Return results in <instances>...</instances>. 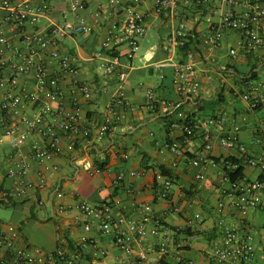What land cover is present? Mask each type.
I'll use <instances>...</instances> for the list:
<instances>
[{
    "label": "crops",
    "instance_id": "1",
    "mask_svg": "<svg viewBox=\"0 0 264 264\" xmlns=\"http://www.w3.org/2000/svg\"><path fill=\"white\" fill-rule=\"evenodd\" d=\"M48 2L51 8L40 26L50 20H59L62 10L68 7V0ZM86 7L83 14L89 30L59 42V50L72 56L78 73L74 76L61 73L56 62L49 63L47 54L39 57L47 70L45 93L62 85L66 89V107L70 105L75 77L88 81L94 88L90 99L79 91L74 94L79 102V133L75 137V147H67L70 137L58 128L49 135L33 130L26 142L15 150L8 143L0 145V199L6 201L0 205L24 203L30 208L29 213H23L18 221L0 219V223L18 226L19 244L35 245L48 252L54 251L61 242L69 247L66 239H70L75 246L73 250L79 253V264H143L137 256L140 247L153 248L149 259H161L164 264H212L205 251L220 234L218 221L222 219L237 228L240 234L252 235L254 261L263 264L264 207L241 217L228 205L229 199L222 196L221 191L227 186L224 166L220 162L189 163L202 148L201 129L196 130L188 142H182L180 155L163 149L167 139L184 138V124L176 110L165 117L162 107L151 109L147 105L146 91L152 89L156 98L168 101L173 108L178 106L179 111L195 119H204L211 112L223 109L230 121L240 126L239 139L248 150L264 154V107L251 110L236 94L244 89L246 79L254 88V94L264 93V56L255 53L231 59L228 49L236 43L238 36L232 31H224L218 48L208 52L205 46L200 52L202 58L197 56L201 86L198 95L185 98L174 90L173 67L164 63L167 53L163 42L176 24L154 14L153 0H143L137 10L143 15L146 33L138 52L128 60L127 47L121 46L118 50L122 62L119 67L127 72L123 98L128 105L135 106V109L122 112L123 107L114 103L120 81L116 73L108 72L104 67L110 54L104 46L105 34L114 16L106 10L108 0H88ZM204 15L199 13L189 18V28L205 31ZM68 19L72 20L73 16L69 14ZM8 35L13 37L14 44H22L18 33ZM144 43L146 47L141 50ZM34 71L20 77L19 88L38 91L40 81ZM55 77L60 78L58 83L54 82ZM9 91V88L0 87V105ZM11 92H18V88ZM218 97L220 102L213 103ZM204 99L211 102L209 112L200 109ZM40 105V101L34 100L27 108L36 112ZM1 118L8 123L18 120L15 113L0 108V133L3 129ZM59 121L57 113L46 115L43 126ZM105 123L109 124V130L99 138V129ZM84 130L87 136L83 134ZM52 136L59 138L60 151L49 159L35 156V151L44 149ZM214 139L208 155L217 159L226 155L241 158L238 152L221 148ZM21 159L29 166L28 174L22 178L10 176L8 168ZM103 162L104 166H101ZM160 165L170 169L173 175L163 174ZM198 173L204 177L197 179ZM244 173L256 178L258 169L244 166ZM167 177L173 184L168 195L162 197L159 187ZM22 180L33 181L37 188L21 199L4 195V191ZM41 182L43 186L39 187ZM38 199H43L44 204L39 206ZM105 199L111 201L114 224L133 245L129 251L119 249L97 223L85 226L89 217L78 204L85 200L97 205ZM221 200L226 204L219 210L217 205Z\"/></svg>",
    "mask_w": 264,
    "mask_h": 264
},
{
    "label": "built area",
    "instance_id": "2",
    "mask_svg": "<svg viewBox=\"0 0 264 264\" xmlns=\"http://www.w3.org/2000/svg\"><path fill=\"white\" fill-rule=\"evenodd\" d=\"M142 1L108 0L106 9L114 18L105 34L104 46L110 54L104 67L108 72L116 73L118 76L120 85L116 91L114 103L123 107L122 112L128 108L135 109V106L128 105L123 98L127 72L119 67L122 62L118 50L121 46H126L125 54L128 60L138 52L146 33L143 15L137 10V6ZM87 2L88 0H68V7L62 10L59 20H50L40 26L42 18L51 8L48 0H0V87L10 89L0 108L18 116V120L10 123L1 118L3 129L0 133V145L8 143L15 150L26 142L33 130L49 135L58 128L70 137L67 147L74 149L75 137L79 133V102L74 94L79 91L83 97L90 99L94 88L88 81L75 77L72 80L70 105L66 107L64 103L66 89L62 85L45 93L44 78L47 70L39 57L47 54L49 63L56 62L61 73H70L73 76L78 73V67L72 56L63 54L59 50V42L61 39L89 30L83 14L87 8ZM223 6L225 8H222ZM153 11L160 19L171 21L172 25L176 24L172 26L170 34L165 36L166 39L163 42V48L167 53L164 63L173 67L174 90L185 98L198 95L201 86L197 56L202 58L200 52L205 46L208 52L218 48L224 38V31H232L238 36L236 43L228 49L231 59L235 60L239 56L247 57L255 53L264 56V0H153ZM199 13L201 16L205 14L204 19L207 23V29L203 32L193 31L188 26L189 18ZM69 14L73 16L72 20L68 19ZM10 32L18 33L22 44H14L13 37L8 35ZM191 39L194 45L189 46ZM184 47L183 54L180 48ZM32 71L40 81L37 92L28 91L25 87L19 88L20 77ZM59 79L55 77L54 82ZM244 84L242 91H236L239 98L246 102L251 110L264 107V93L254 94V88H251L248 79ZM16 88L18 92L12 93L11 90ZM146 95L147 105L153 110L162 107L164 114H169L178 109V106L173 108L168 101L156 98L152 89H147ZM34 100L41 103L36 112L27 108V104ZM53 113L60 116V121L47 127L43 126L44 117ZM177 114L184 121L185 136L171 143L165 141L162 148L180 155L182 142H188L195 134L194 132L201 129L202 148L197 151L194 158L189 159V163L199 165L202 162L211 164L220 162L224 166L227 186L222 189V196L229 199L228 205L241 217L247 216L253 209L264 207V154L249 151L240 141V126L230 121L223 109L204 119L189 118V114L179 110ZM108 130L109 124H102L98 137L101 138ZM262 131L264 132V121ZM83 134L87 136L88 133L84 130ZM214 138L221 148L236 151L241 158L232 160L231 155H226L217 159L208 155V151L214 146ZM256 142H260V139H256ZM59 149V138L52 136L44 149L35 151V156H44L49 159L58 153ZM241 166L258 169V176L250 178L245 173H238L237 170ZM28 172L29 166L23 159L15 160L14 164L8 168L10 176L22 178ZM231 173L238 174L232 178ZM196 177L202 179L204 175L198 173ZM172 184L170 177L160 184L159 190L162 197L168 195ZM41 186H43L42 182L39 187ZM35 188L37 186L31 180L17 181L13 187L4 191V195L21 199ZM38 204L43 205V199H38ZM225 204L224 200L219 201L218 209L222 210ZM78 205L89 217L85 223L86 227L97 223L102 232L109 235L119 249L129 251L133 248L121 229L114 224L110 199L102 200L97 205H91L83 200ZM218 224L220 234L205 251L210 262L212 264H258L254 261L252 235L240 234L237 228L225 223L222 219L218 221ZM19 235L17 225L0 223V264H79L78 251L69 249L64 242H61L54 251L48 252L35 245L19 244ZM152 250L153 248L140 247L137 249V256L143 264H164L161 259H149L148 255Z\"/></svg>",
    "mask_w": 264,
    "mask_h": 264
},
{
    "label": "trees",
    "instance_id": "3",
    "mask_svg": "<svg viewBox=\"0 0 264 264\" xmlns=\"http://www.w3.org/2000/svg\"><path fill=\"white\" fill-rule=\"evenodd\" d=\"M190 42H191V43H189V46L194 45V43L192 44V42H193L192 39H191ZM189 46H188V47H189ZM184 49H185V47H184V48H180V51H181L183 54L185 53ZM253 75H255V74L253 73ZM217 102H218V103L220 102V101H219V97H218L216 100H214L213 103L217 104ZM201 103H203V104H200V109L204 110L205 112H209V111H208V106H209V103H211L210 100H209V99H204V100H201ZM177 110H178V109H177ZM177 110H176V111H177ZM174 112H175V111H174ZM211 113H212V114H211V115H208V116H212L215 112H214V113L211 112ZM171 114H172V113H170V114H165V117H168V116L171 115ZM189 118H193V117H191V115H190ZM180 120H181V122H184L182 118H181ZM185 125H186V123H185ZM183 136H185V134H183ZM168 138H169V137H168ZM174 140H178V139H167V141H168L169 143L173 142ZM232 160H234V158H232ZM101 166H104V162L101 164ZM159 167H160L161 172H162L163 174L168 175V176H172V175H173V172H172L170 169H166V168H165L164 166H162V165H160ZM237 171H238V173H243V174H244V167L241 166ZM238 173H231L230 175H231L232 178H234ZM10 200H11V199H9V201H10ZM0 204H6L5 199H0ZM66 240H69V241H68V242H69L68 245H69L70 249L73 250V248H74L75 246L72 244V241H71L70 239H66ZM69 247H68V248H69ZM76 248L80 249V246H77Z\"/></svg>",
    "mask_w": 264,
    "mask_h": 264
},
{
    "label": "rangeland",
    "instance_id": "4",
    "mask_svg": "<svg viewBox=\"0 0 264 264\" xmlns=\"http://www.w3.org/2000/svg\"><path fill=\"white\" fill-rule=\"evenodd\" d=\"M149 32H152L151 30ZM146 47V43H144L141 47V50H144ZM224 60L221 59V61ZM29 206L28 204L19 203L17 205H9V206H3L0 205V219L4 221H18L22 214H28L29 213Z\"/></svg>",
    "mask_w": 264,
    "mask_h": 264
}]
</instances>
